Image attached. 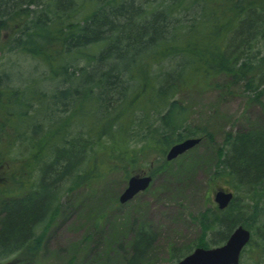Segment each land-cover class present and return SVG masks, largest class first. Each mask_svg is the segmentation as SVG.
<instances>
[{
	"label": "trees",
	"instance_id": "16d2710c",
	"mask_svg": "<svg viewBox=\"0 0 264 264\" xmlns=\"http://www.w3.org/2000/svg\"><path fill=\"white\" fill-rule=\"evenodd\" d=\"M6 53L44 69L19 84L0 70V264L37 263L61 197L81 184L116 170L174 174L165 159L173 143L212 142L190 123L183 88L224 75L264 114V0H0ZM256 123L225 132L199 157L233 197L223 209L208 200L193 217L200 234L171 247L170 260L242 225L251 237L239 264H264V122ZM155 239L143 222L127 248L110 249L121 264H144Z\"/></svg>",
	"mask_w": 264,
	"mask_h": 264
},
{
	"label": "rangeland",
	"instance_id": "374dc122",
	"mask_svg": "<svg viewBox=\"0 0 264 264\" xmlns=\"http://www.w3.org/2000/svg\"><path fill=\"white\" fill-rule=\"evenodd\" d=\"M36 63L19 53L0 54V70L10 72L12 83L19 84L44 69L41 65L39 71L35 70ZM177 98L187 107L190 123L211 131L213 141L201 140L185 155L177 156L170 164L177 172L158 173L147 189L125 203L117 199L127 185V178L119 170L63 195L59 217L47 231L44 248L35 264H121L111 251V244L120 242L127 248L134 230L143 222L156 233L144 264H171L185 256L172 261L170 249L197 238L201 227L193 217L207 207L208 200L213 201L218 188L209 178L212 169L198 162L199 157L209 158L225 132L243 130L253 122L261 125L264 114L260 105L249 102L241 86L224 75L185 87ZM184 157L186 161L195 160L190 169L179 167ZM141 171H148L144 162Z\"/></svg>",
	"mask_w": 264,
	"mask_h": 264
},
{
	"label": "water",
	"instance_id": "95a60500",
	"mask_svg": "<svg viewBox=\"0 0 264 264\" xmlns=\"http://www.w3.org/2000/svg\"><path fill=\"white\" fill-rule=\"evenodd\" d=\"M200 141L199 137H187L173 143L165 153V159L171 160ZM152 177L150 174H132L127 179V185L118 196L120 203H125L135 194L145 190ZM233 197V192L218 188L214 192V201L220 209L225 208ZM251 237L249 229L237 225L227 239L213 247H195L190 253L171 264H239L240 253Z\"/></svg>",
	"mask_w": 264,
	"mask_h": 264
}]
</instances>
